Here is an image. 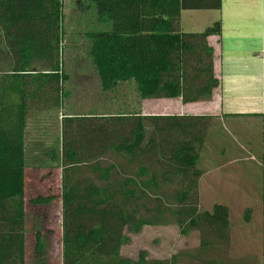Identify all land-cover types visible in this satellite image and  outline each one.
Returning <instances> with one entry per match:
<instances>
[{"label": "trees", "instance_id": "obj_1", "mask_svg": "<svg viewBox=\"0 0 264 264\" xmlns=\"http://www.w3.org/2000/svg\"><path fill=\"white\" fill-rule=\"evenodd\" d=\"M82 2L103 27L87 35V55L102 93L126 84L139 102L213 101L220 87L215 72L220 22L202 33L187 34L180 30V16L183 11H219L221 0ZM62 8L63 0H0V31L12 59L1 75L0 89V264H25L29 123L60 110L66 96ZM210 121V116L144 115L139 108L62 117L61 147L47 150L41 162L45 169L62 172V264H126L122 251L128 232L142 229L196 233L199 249L193 260L228 245L229 207L199 209L202 173L197 162ZM53 200L37 197L30 203L41 207ZM250 213L245 214L246 222ZM36 249L43 250L39 236Z\"/></svg>", "mask_w": 264, "mask_h": 264}, {"label": "rangeland", "instance_id": "obj_2", "mask_svg": "<svg viewBox=\"0 0 264 264\" xmlns=\"http://www.w3.org/2000/svg\"><path fill=\"white\" fill-rule=\"evenodd\" d=\"M102 28L96 13L82 0H63L61 62L68 77L63 86L66 93L63 107L39 117V123L30 122L26 132L25 264H61L62 172L45 169V163H41L47 158V150L61 147V118L105 116L138 108L143 113L144 108L151 106L147 101L139 102L133 87L126 84L113 93L101 92L87 55V35ZM199 184L200 211H211L215 204H224L230 209L228 245L193 260L199 249L196 233H181L174 228L142 229L138 233L128 232L129 241L122 251L126 264H146L147 261L150 264H260L263 241L261 175H202ZM51 196L54 200L48 206L36 207L30 203L37 197ZM247 211H251L249 222L245 221ZM37 236L43 247L41 252L36 249ZM173 256L178 259L174 261Z\"/></svg>", "mask_w": 264, "mask_h": 264}, {"label": "crops", "instance_id": "obj_3", "mask_svg": "<svg viewBox=\"0 0 264 264\" xmlns=\"http://www.w3.org/2000/svg\"><path fill=\"white\" fill-rule=\"evenodd\" d=\"M216 22L221 25L220 45L215 37L209 41L218 52L215 72L220 87L213 101H147L151 106L143 114L211 117L198 169L201 175H263L264 242V0H221L219 11H183L180 30L202 33ZM11 61L0 31V89L1 75ZM59 244L61 257V240ZM262 256L264 264V246Z\"/></svg>", "mask_w": 264, "mask_h": 264}]
</instances>
